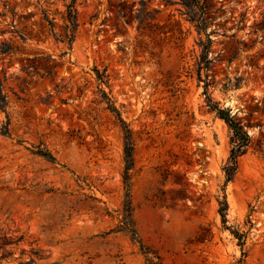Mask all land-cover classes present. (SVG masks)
Here are the masks:
<instances>
[{
  "label": "rangeland",
  "instance_id": "rangeland-1",
  "mask_svg": "<svg viewBox=\"0 0 264 264\" xmlns=\"http://www.w3.org/2000/svg\"><path fill=\"white\" fill-rule=\"evenodd\" d=\"M68 1L0 2V264H264V0H76L70 41ZM203 2L220 9L198 28ZM207 36V91L249 135L227 181L232 132L196 71ZM101 88L131 130L135 238Z\"/></svg>",
  "mask_w": 264,
  "mask_h": 264
},
{
  "label": "trees",
  "instance_id": "trees-1",
  "mask_svg": "<svg viewBox=\"0 0 264 264\" xmlns=\"http://www.w3.org/2000/svg\"><path fill=\"white\" fill-rule=\"evenodd\" d=\"M75 1L76 0H69L67 3H65V12L63 15L65 23L63 24V29H64V36L66 37L68 41L71 40L73 36L74 28L77 24V9L75 6ZM194 1L199 2L200 0H194ZM0 2H2L3 5H8L9 11L13 12V7H9L10 6L9 0H0ZM200 8H201L200 14L196 18L198 19L197 21L198 28L199 26H201V24H203V22L206 21L205 16H204L206 13H214L215 11L220 9V7H214L212 5H209L207 2L200 3ZM44 17L45 18L48 17V14L46 12H44ZM190 18L195 19V16L193 17L190 16ZM13 21H14V18L12 17L11 22ZM48 22L50 23V26L52 27L51 29H53V21L51 19H48ZM11 24L15 26L14 23H11ZM54 34L58 36L56 32H54ZM210 42H211V39L208 36H207L206 41H203L201 38L199 39V43L201 45V51L197 57L196 71H197L198 78L202 79L201 70L204 69L205 76L203 78L204 80L203 91L206 96V102L210 107L216 110V112L218 113L220 117H222L226 121V123L228 124L232 132L230 152L223 166V170L225 173V181H227L230 178H232L237 168L238 155L244 152L245 146L248 143L249 135L247 131L244 128H242L241 124L233 118V115L230 114L229 108L218 106L215 101H212L211 95L207 91L208 79H207L206 71L210 69L213 64L212 58L207 56V51H208ZM11 48L12 46L9 41L3 40L0 42L1 52H7L11 50ZM236 54H237V51L231 52L229 55V58L231 59L232 57L236 56ZM94 69H95V77L98 80V82L99 83L106 82L107 73H106L105 68H103L102 70H99L97 68H94ZM1 81H2V78L0 75V107L4 109L7 103V95L6 93L2 91ZM100 90L103 94V98L105 99L107 103L106 106L115 113L116 117L118 118L120 122L121 128L123 130V138H124L123 156H124V161H125L124 168H123V180L125 184V193H124L125 199L123 202V209H122V220H121L122 224L119 225V227L130 232L131 236L135 238L134 234L136 233V231H135V228H133V222L130 216L131 203H130V197H129V185H130L129 169L133 165V140L131 136V130L128 127L127 122L121 117L119 110L114 105L113 100L108 95V93L103 88H101ZM8 123H9V118L6 121V124L3 125L4 127L3 131H7ZM36 147H37L36 152L44 156H47L49 158H54V156L51 154V152L47 148L40 147L39 145H37ZM219 204L220 205H219L218 210L222 218L224 219L225 218V207L227 205V201L225 199L224 194H223L222 200H219ZM234 232L236 233V235H238V237H240L243 234L242 232H239L238 230H234ZM19 264H31V263H28V261H24V262H20ZM151 264H158V263L152 262Z\"/></svg>",
  "mask_w": 264,
  "mask_h": 264
}]
</instances>
